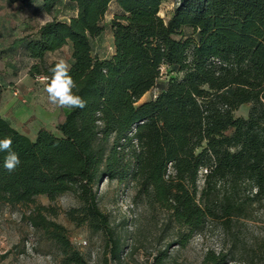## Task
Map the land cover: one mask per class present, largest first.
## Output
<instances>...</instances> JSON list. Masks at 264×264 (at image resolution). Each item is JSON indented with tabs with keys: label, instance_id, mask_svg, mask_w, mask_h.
Listing matches in <instances>:
<instances>
[{
	"label": "trees",
	"instance_id": "trees-1",
	"mask_svg": "<svg viewBox=\"0 0 264 264\" xmlns=\"http://www.w3.org/2000/svg\"><path fill=\"white\" fill-rule=\"evenodd\" d=\"M61 1L38 0L36 9L51 14ZM164 1L68 0V21L52 18L21 44L32 78L50 76L56 60L46 55L68 45L87 106L65 109L56 131L40 127L34 139L0 115V139L11 137L22 161L9 173L0 152V205L33 204L25 219L59 245L67 264L86 263L37 196L71 195L78 206L66 217L103 231L113 260L120 238L97 204L102 179L131 182L133 200L162 210L180 246L208 223L228 232L264 203V0H175L167 19ZM112 3L113 51L102 58L93 42ZM162 67L174 76L161 81ZM245 105L246 115L236 116ZM226 257L207 251L203 263Z\"/></svg>",
	"mask_w": 264,
	"mask_h": 264
},
{
	"label": "rangeland",
	"instance_id": "rangeland-1",
	"mask_svg": "<svg viewBox=\"0 0 264 264\" xmlns=\"http://www.w3.org/2000/svg\"><path fill=\"white\" fill-rule=\"evenodd\" d=\"M37 4L38 0H0V113L7 119L18 118L17 112L5 115L12 108L23 109L22 119L13 120L12 125L19 131L23 129L30 139L40 127L56 131L55 125L63 119L65 109L53 108L47 103L43 79L28 74L32 60L24 55L21 44L48 20L68 21L75 14L68 0H62L51 14L37 10ZM174 4L175 0L162 2L160 16L167 19ZM115 12L119 9L112 3L103 18L104 30L93 42V52L102 58L113 51L110 20ZM59 58L70 63L68 45L48 53L45 60ZM161 72V81L174 76L166 67H162ZM14 90L17 95L13 94ZM148 97L149 93L141 101ZM33 108L40 110V117L34 114ZM246 112L247 106H241L235 115L245 116ZM197 184L202 185L201 176ZM133 196L129 181L102 179L98 185V207L107 216L114 235L120 238L119 259L115 260L108 255L103 231L94 232L85 224L78 226L66 217V210L78 206L71 195L64 194L52 201L40 195L35 198V204L55 210L56 215L48 218L64 228L63 234L86 264H154L163 252L166 255L162 264H204L207 251L224 253L227 256L224 264H264L263 202L253 205L247 217L233 219L228 232L217 223H208L180 246L175 245L174 228L166 221L164 212L140 200L134 201ZM33 206L0 205V264H67L59 245L25 219Z\"/></svg>",
	"mask_w": 264,
	"mask_h": 264
},
{
	"label": "clouds",
	"instance_id": "clouds-1",
	"mask_svg": "<svg viewBox=\"0 0 264 264\" xmlns=\"http://www.w3.org/2000/svg\"><path fill=\"white\" fill-rule=\"evenodd\" d=\"M50 72V76L43 78L47 103L59 109H84L87 101L78 94L79 88L67 60L59 58L54 61ZM12 144L11 137L0 139V152L6 153L3 168L9 173L15 172L22 163L19 154L12 149Z\"/></svg>",
	"mask_w": 264,
	"mask_h": 264
},
{
	"label": "crops",
	"instance_id": "crops-1",
	"mask_svg": "<svg viewBox=\"0 0 264 264\" xmlns=\"http://www.w3.org/2000/svg\"><path fill=\"white\" fill-rule=\"evenodd\" d=\"M29 109H30V108H29ZM33 109H34V114H36V115H38V116L40 117V110H39V109H36V108H33ZM14 112H15V113L17 112V114L19 113L20 116H19L18 118H12V119H7V118H6L7 120L10 121L11 125L14 124V123H13V120H15V119H17L18 121H20L19 119H22L21 117H23L22 115H24V113H25L23 109H18V110H16L15 108H12V109H10V110L7 111V114H6L5 116H7V115H9V114H11V113L15 114ZM0 115L4 117L3 114L0 113ZM4 118H5V117H4ZM31 118L36 119V120L39 119V118L36 117V116H31ZM63 118H64V117H63ZM39 121H40V120H39ZM12 126H13V125H12ZM14 126H15V125H14ZM14 126H13V127H14ZM16 127H17V126H16ZM14 128H15V127H14ZM18 128H19V127H18ZM15 129H16V128H15ZM19 129H20V128H19ZM38 129H39V128H37V130H38ZM17 130H18V129H17ZM21 130H22L23 132H22V131H20V132L23 133V134H25V131H24L23 129H21ZM37 130H36V131H37ZM18 131H19V130H18ZM35 134H36V132H35ZM25 135H26V134H25ZM34 137H35V136H34ZM33 139H34V138H33Z\"/></svg>",
	"mask_w": 264,
	"mask_h": 264
},
{
	"label": "built area",
	"instance_id": "built-area-1",
	"mask_svg": "<svg viewBox=\"0 0 264 264\" xmlns=\"http://www.w3.org/2000/svg\"><path fill=\"white\" fill-rule=\"evenodd\" d=\"M41 79H43V78H41ZM13 94L14 95H17V90H14Z\"/></svg>",
	"mask_w": 264,
	"mask_h": 264
}]
</instances>
